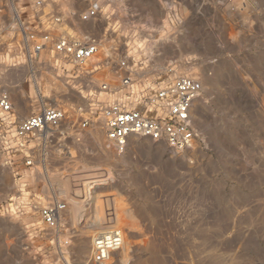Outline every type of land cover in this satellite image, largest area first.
<instances>
[{"label": "rangeland", "instance_id": "rangeland-1", "mask_svg": "<svg viewBox=\"0 0 264 264\" xmlns=\"http://www.w3.org/2000/svg\"><path fill=\"white\" fill-rule=\"evenodd\" d=\"M33 2L0 0V89L12 102L0 127V264H264V0H61L59 12L98 8L74 21L100 40L82 65L30 42L28 55ZM173 74L202 84L194 145L130 136L119 152L89 105L142 109L144 82ZM48 106L64 112L58 126L24 149L7 144ZM54 198L66 207L48 229L40 208ZM104 227L121 229L123 246L99 263L92 238Z\"/></svg>", "mask_w": 264, "mask_h": 264}, {"label": "built area", "instance_id": "built-area-1", "mask_svg": "<svg viewBox=\"0 0 264 264\" xmlns=\"http://www.w3.org/2000/svg\"><path fill=\"white\" fill-rule=\"evenodd\" d=\"M60 1L34 0L33 9L27 16L28 26L21 31L24 46L27 49L29 42L32 43V51L35 52L48 47L69 62L82 65L99 51L100 40L95 33L78 28L74 21L86 22L95 19L98 8L92 5L78 14L74 10L59 12L57 7ZM27 51L30 56V50ZM119 71L120 84L129 87L132 74L126 61L120 62ZM142 86L139 92L142 109L130 107L123 101L102 103L96 100L89 105L88 114L95 113L103 119L102 129L106 139L114 143L119 152L125 149L126 140L130 136H142L155 142H164L175 152L191 148L197 137L192 125L191 111L193 102L202 90L201 82L192 76L173 74L172 77H159L153 82H144ZM100 88L103 92L109 90L106 84H101ZM11 114V98L6 91L0 89L1 128L2 124H8ZM63 118L64 112L60 108L42 107L39 112L17 122L13 136L8 138L7 144L12 143L15 148L24 149L32 136L58 126ZM90 123L92 119L84 116L79 124L85 128ZM25 162L31 164L29 158ZM65 207V204L54 198L40 208L41 220L48 229L59 228L60 214ZM121 241L120 230L117 228L98 232L93 239L95 260L99 263L106 260L112 251L120 248Z\"/></svg>", "mask_w": 264, "mask_h": 264}, {"label": "bare ground", "instance_id": "bare-ground-1", "mask_svg": "<svg viewBox=\"0 0 264 264\" xmlns=\"http://www.w3.org/2000/svg\"><path fill=\"white\" fill-rule=\"evenodd\" d=\"M27 111V109L25 108V107H21V112L22 113H24V112H26ZM106 227H104V228H100V229H102V230H104ZM107 229V228H106ZM117 229H119V228H117ZM120 230V234H121V239H122V241H121V246H120V248H122V246H123V234H122V231H121V229H119ZM94 237H95V235L93 236V238H92V247H93V239H94ZM119 248V249H120ZM111 256V255H110ZM107 260V259H106ZM100 262H102L103 263V260H101Z\"/></svg>", "mask_w": 264, "mask_h": 264}, {"label": "crops", "instance_id": "crops-1", "mask_svg": "<svg viewBox=\"0 0 264 264\" xmlns=\"http://www.w3.org/2000/svg\"><path fill=\"white\" fill-rule=\"evenodd\" d=\"M134 32H135V31H134ZM102 66H103V65H102ZM101 93H102V92H100L99 94H101ZM25 117H26V116H25ZM25 117H23V118H25ZM23 118H21V119L19 118V119L22 120ZM20 120H19V121H20Z\"/></svg>", "mask_w": 264, "mask_h": 264}]
</instances>
